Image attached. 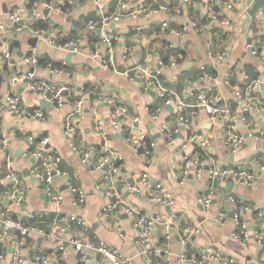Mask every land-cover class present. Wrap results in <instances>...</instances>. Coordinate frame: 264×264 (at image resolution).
I'll return each instance as SVG.
<instances>
[{
    "label": "clouds",
    "instance_id": "9594fccd",
    "mask_svg": "<svg viewBox=\"0 0 264 264\" xmlns=\"http://www.w3.org/2000/svg\"><path fill=\"white\" fill-rule=\"evenodd\" d=\"M239 7L35 0L5 17L0 264H264V25L242 32Z\"/></svg>",
    "mask_w": 264,
    "mask_h": 264
},
{
    "label": "crops",
    "instance_id": "0c3cea01",
    "mask_svg": "<svg viewBox=\"0 0 264 264\" xmlns=\"http://www.w3.org/2000/svg\"><path fill=\"white\" fill-rule=\"evenodd\" d=\"M233 2L234 3H238L239 5H240V7L238 8V9H236L237 11H239V12H243L245 9H246V7H247V2H248V0H233ZM9 4L11 5L10 7H9V11L7 12V13H5V12H3V9L2 8H0V23H7L6 21H5V17H7V16H9V14H11V13H13L15 10H20V7H21V5H23V7H25V8H28V7H30V6H34V4H35V0H0V5H3V6H5V7H8L9 6ZM239 24H240V20H239ZM260 25H263L261 22H259V21H257V20H255V21H252L250 24H248L246 27H245V29H244V33H247L248 31H253V33H254V35H255V32H257V31H261V29H260ZM231 30V29H230ZM244 40L248 43V42H251V39H249L246 35H245V37H244ZM15 44H17V45H19V41H15L14 42ZM30 43L31 44H33V46H35V43H34V41H30ZM139 55V54H138ZM169 62H171V61H169ZM120 67H124L125 69H126V71H125V73H120L119 72V68ZM127 65H125V64H122V65H119L118 67H117V70H116V72L120 75V76H125L126 75V73H127ZM157 67H159V65L157 66ZM3 72H4V74H7V72H8V67L5 65L4 66V68H3ZM0 79H3V77L2 76H0ZM22 91V90H21ZM152 95V97H153V99H155V94H151ZM213 127H215V125H213ZM25 171L27 172V171H29L28 169H25ZM28 178L27 177H25V180H27ZM189 179H191V176H189ZM5 186L6 185H4V184H0V194H3V190H4V188H5ZM126 195H128L127 193H126ZM41 198L43 199V194H41ZM213 203H215V202H213ZM198 208H202V206H197ZM55 211V210H54ZM198 222H199V220H198Z\"/></svg>",
    "mask_w": 264,
    "mask_h": 264
},
{
    "label": "water",
    "instance_id": "95a60500",
    "mask_svg": "<svg viewBox=\"0 0 264 264\" xmlns=\"http://www.w3.org/2000/svg\"><path fill=\"white\" fill-rule=\"evenodd\" d=\"M264 9V0H248L246 9L242 12L239 27L243 32L245 27L252 21H262V10ZM35 43V42H34Z\"/></svg>",
    "mask_w": 264,
    "mask_h": 264
},
{
    "label": "built area",
    "instance_id": "2783aa9c",
    "mask_svg": "<svg viewBox=\"0 0 264 264\" xmlns=\"http://www.w3.org/2000/svg\"><path fill=\"white\" fill-rule=\"evenodd\" d=\"M233 3H234V2H233ZM18 11H19V10H15L13 13L9 14V16H15L16 13H17ZM21 23H22V22L17 21L16 24H15V27L19 28ZM261 23L264 25V9L262 10V21H261ZM4 24H6V23H4ZM0 30H2V29H0ZM248 43H251V42H248ZM116 70H117V68H116ZM33 71H34V70H33ZM5 166H7V161H5ZM13 183H14V182L9 183L8 185H6L5 188H4V190H3V193H4L5 191H8L9 189H11L12 186H13Z\"/></svg>",
    "mask_w": 264,
    "mask_h": 264
}]
</instances>
